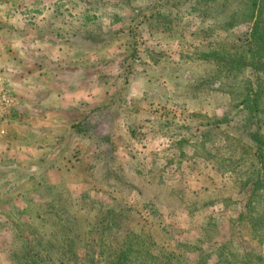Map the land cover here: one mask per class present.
<instances>
[{"label": "rangeland", "instance_id": "rangeland-1", "mask_svg": "<svg viewBox=\"0 0 264 264\" xmlns=\"http://www.w3.org/2000/svg\"><path fill=\"white\" fill-rule=\"evenodd\" d=\"M254 15L264 0H0V264H262L237 213L264 177V81L222 58Z\"/></svg>", "mask_w": 264, "mask_h": 264}, {"label": "trees", "instance_id": "trees-1", "mask_svg": "<svg viewBox=\"0 0 264 264\" xmlns=\"http://www.w3.org/2000/svg\"><path fill=\"white\" fill-rule=\"evenodd\" d=\"M248 31V44L245 52L238 55L228 54V56H223L222 58L228 64L230 70L236 71L241 68L251 67L256 73L262 74L264 81V27L263 22L259 19V17H257V15L252 17ZM262 94L263 90H261L260 85H256V89L247 91L242 95L239 104L246 112L247 116H257V113L260 110ZM228 121L229 120L225 118L219 123H227ZM249 137L255 142L260 143L259 145L264 144V140L258 129L254 128L249 133ZM256 174L253 179L248 178L246 180V186L243 183L246 197V202H244V204L245 207L247 206L249 209H243V211H241V209L237 214L238 219H246V217H249L248 221L254 232L252 241L258 245H264V194L257 192L260 188V184H263L262 179L264 177L260 173V170H257ZM262 199L263 201H261ZM255 204L257 207L254 206ZM243 244L248 246L246 243ZM245 251L246 256L248 257L255 255L251 250L245 249ZM127 255L128 254L125 249L119 250L118 255L115 256V259H113L110 264H120L122 261H125ZM257 257V259L264 264V257L262 256V258L258 255Z\"/></svg>", "mask_w": 264, "mask_h": 264}, {"label": "built area", "instance_id": "built-area-1", "mask_svg": "<svg viewBox=\"0 0 264 264\" xmlns=\"http://www.w3.org/2000/svg\"><path fill=\"white\" fill-rule=\"evenodd\" d=\"M16 101L10 89L0 85V119L13 112Z\"/></svg>", "mask_w": 264, "mask_h": 264}]
</instances>
